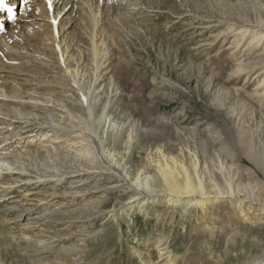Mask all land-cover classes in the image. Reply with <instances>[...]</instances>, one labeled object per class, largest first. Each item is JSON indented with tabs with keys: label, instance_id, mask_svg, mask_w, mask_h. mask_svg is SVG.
I'll list each match as a JSON object with an SVG mask.
<instances>
[{
	"label": "rangeland",
	"instance_id": "rangeland-1",
	"mask_svg": "<svg viewBox=\"0 0 264 264\" xmlns=\"http://www.w3.org/2000/svg\"><path fill=\"white\" fill-rule=\"evenodd\" d=\"M18 1L21 7L15 30L22 33L17 36L18 42L23 44L26 32H36L46 40L38 44L37 53L59 56L60 43L54 42L52 36L55 34L52 10L41 3L43 0ZM117 1H122L125 8L117 16L110 12L109 23L104 24L106 32L100 33V22L85 10L88 25L78 23L76 27H68L64 34L69 33L75 39L73 49L83 48L88 39L98 56L99 50L94 47L100 46L96 41L99 33L104 49L110 50L113 89L108 93H116L120 113L116 120L112 117L105 123L113 126L108 132H119L122 128L121 145L114 153L96 145L103 132L105 109L103 106L95 109L92 105L96 100L89 105L83 97L81 107L85 108L86 118L92 121L86 124L91 128L100 124L98 128H101L95 131L94 147L90 150L84 145L61 147L58 138L25 131L19 126L7 131L0 129V139L3 135L7 137V141L3 140L7 146L0 152V158L9 154L10 158H16V165L9 163L10 158L0 163L10 164L12 169L24 170L23 165H28L40 174H50L89 166L97 171L95 176L79 181L81 200L73 209L78 206L85 209L72 212L89 220L75 221L68 230L70 239L39 252L42 257L39 260L31 256V251L26 253L21 249L18 240L1 237L5 264H153L158 259L160 244L169 238L180 250L179 264H242L256 258L264 250V218L241 221L229 216L226 208L222 209L213 219L220 225L213 237L198 230L194 213L189 210L185 211L189 216L186 219L181 218L179 211L170 209L164 214L161 209L156 213L151 211L148 216L133 210L111 219V206L128 201L131 192L113 196L108 203L104 188L115 178L108 179L101 159L123 166L131 172L133 180L153 179V159L160 154L155 149L163 147L161 141L150 142L152 147L149 146L143 141L142 133L165 129L169 126L165 122L171 120L183 132L180 152L194 154L204 178L215 183L220 180L223 188L234 185L240 195L264 201V0ZM8 33L5 31L3 35ZM11 45L5 47L17 50V47L10 48ZM3 59L2 53L0 62ZM17 63V66L35 64L24 58H19ZM91 71L86 69L92 78ZM55 72L45 69L29 76L5 71L0 72V79L7 75V81L16 85L13 87L20 89L16 84L20 82L27 90L37 81L38 87L41 83H50L54 96L58 97L67 92L71 79L63 72ZM12 76L20 80L14 81ZM88 79L80 80L83 87L89 85ZM18 92L11 90L9 94L17 97ZM76 92L79 93L77 89ZM109 100L110 95L106 106ZM23 109L16 114L25 115L30 111L29 106ZM86 129L88 126L82 130ZM85 136L83 143L87 140L86 146H90V137ZM123 142L129 144L128 148H123ZM22 160L23 165H18ZM6 197L9 199L10 195ZM54 207L41 208L33 214L43 215L45 211L52 214L50 210ZM134 249L138 252L130 254ZM257 261V264L263 263Z\"/></svg>",
	"mask_w": 264,
	"mask_h": 264
},
{
	"label": "bare ground",
	"instance_id": "bare-ground-1",
	"mask_svg": "<svg viewBox=\"0 0 264 264\" xmlns=\"http://www.w3.org/2000/svg\"><path fill=\"white\" fill-rule=\"evenodd\" d=\"M12 1L16 5L19 4L18 0ZM43 1L41 3H45L52 10V25L55 29V34L52 33V36L54 42L60 43L61 54L59 56H49L44 53H37L38 44L46 40L36 32L34 34H31V31L26 32L23 36V44L19 43L17 36L22 35V33L18 34L19 31L15 30V27H18V17L15 24L7 26L6 32H9L10 35L0 36V55L3 53L5 56L3 62H0V72L13 73L14 71L13 75H21L43 72L45 69L51 72L56 71L55 73L60 71L71 79L67 83L70 86L66 89L65 94L55 97L50 83H43L44 85L41 83V86L38 87L37 81L34 85L32 84L33 87L29 88L30 90H27L28 88L25 87L26 89H24L22 83L17 82L16 84L20 88L17 89L15 84H11L12 81H7L9 76L1 77L0 129L4 128L7 131L10 127L19 126L20 129H25V131H33L37 134L51 135L53 138H58L61 147L84 145L87 150H90L94 147L95 131L103 128L102 134L98 136V143H95L100 147L102 146L106 152L111 151L114 153L120 147V141L124 135H122V128L119 132L115 131L113 133L108 132L113 128L111 123L106 126L112 117L116 120L117 113H120V111H117L120 101L116 93H108L109 91L112 92L113 89L110 84V76L113 74L110 67V50H108V47L104 49L102 45L104 41L102 42V39H99V33L96 34V41L100 46L94 47L99 50L98 56L93 51L94 44H91L92 47H90L88 39L83 48L73 49L75 39H71L69 33L64 34V32L68 27H76L78 23L88 25V15L85 10L91 12L100 22V33L106 32L104 24L109 23L110 12L112 11L117 16L125 6L122 5V1L117 0ZM83 14L84 17L82 18ZM90 36L92 37V35ZM9 44H13L10 48L17 47V50H8L5 46ZM22 48L25 49V52L20 51ZM19 58H24L35 64L21 63L17 66ZM87 68L92 70L90 73L94 75L92 78L86 74ZM86 77L89 78L87 80L89 85L83 87L80 80ZM11 78L14 81L20 80L13 76ZM13 85H15V88ZM76 89L80 94L76 92ZM11 90H19L17 97L9 94ZM22 92L23 96H20ZM109 95V104L106 106ZM82 97L87 98L89 105L96 100L92 105L95 109L98 106H103L101 108L105 109L104 123L108 121L105 124L103 123L104 127L99 129L100 124H97V128H91L92 126L89 127L86 124V121L91 120L86 118L85 108L81 107L84 104L82 103ZM26 106L30 107V111H25L27 114H16L21 110H25L23 108ZM100 114L102 116L103 113L100 112ZM14 117H17V120ZM165 123L169 125L165 129L142 133L143 141L148 142L149 146L152 147L151 143L155 141H161L160 144L163 147V149H155L160 154L155 155V159H153V169H155L153 179L143 182L138 178L133 180L130 176L131 172L128 173L123 166L110 161L111 164L104 158L101 159V167L108 173V179L111 181L110 178H115L112 179L110 185L104 188L108 203L113 196L119 195L121 197L125 192H131L128 201H121L115 206H111L112 210L109 213L111 219H114L116 214L122 215L125 213L127 215L128 212L133 210H138L141 215L148 216L151 211L156 213V211L160 212V209L163 210V214L168 209L179 211L181 218L186 219L189 216L186 215L185 211L189 210L188 212L194 213L195 217L193 219L198 230L206 231L209 237H213L216 234L215 228L220 226L213 219L220 215L219 211L222 209L226 208L225 210H227L229 216L232 215L241 221L251 222L252 220L264 218L263 200L247 194L240 195V192L235 190L237 188H234V185L230 186L228 184L229 188H223L225 186L220 185V180L215 183L213 179L211 181L204 178L201 174L202 169L199 168L200 166L198 167V161L194 154L180 152L183 132L179 131L171 120ZM86 126H88V129L82 130ZM85 135L90 137V146H86L88 144L87 140L83 143ZM3 140L7 141L5 135L0 139V152L7 146V142L4 143ZM125 142H123V148L125 146L128 148L129 144L126 145ZM9 158L10 156L7 154L4 159L0 158V162L3 160L8 162L7 159ZM10 159L9 163L16 165V158ZM23 160L18 165H23ZM9 166L11 165L6 162L4 164L0 163V240L1 237H4L5 240L16 239L19 241L18 246L26 253L31 251L32 257L37 260L42 259L39 256L42 251L50 250L53 245L70 239L72 235L68 230L75 221L89 220L82 215L75 216L72 212L85 209L81 206L73 209L74 205L79 204L81 200L79 181L83 182L84 179L95 176L97 171L93 167L87 166L86 168L85 166L75 170L64 169L62 172L55 171L50 174H40L28 165H23L22 169L24 170H15ZM88 192L93 191L88 189ZM7 195H10L9 199L6 197ZM35 196L37 198L34 199ZM53 205L56 207L50 210L53 212L52 214L49 211L43 212V215L33 214L41 208L47 209ZM226 236L227 232L224 233L223 237L226 239ZM85 238L86 236L81 240L84 241ZM165 238H169V236ZM164 242L166 243L160 244L158 259L153 264H179L180 250L173 245V239L169 238ZM224 243H226L225 240ZM2 245L3 243L0 244V247ZM136 251L138 252L137 249H134L130 254L133 255ZM4 253L6 252L0 249V264H5ZM63 253L67 254L65 251ZM149 260H152V258L149 257ZM257 260L263 261L262 264H264V250L261 255L242 264H257Z\"/></svg>",
	"mask_w": 264,
	"mask_h": 264
},
{
	"label": "snow or ice",
	"instance_id": "snow-or-ice-1",
	"mask_svg": "<svg viewBox=\"0 0 264 264\" xmlns=\"http://www.w3.org/2000/svg\"><path fill=\"white\" fill-rule=\"evenodd\" d=\"M0 7L7 9L9 13L12 11V9L7 6L5 0H0Z\"/></svg>",
	"mask_w": 264,
	"mask_h": 264
}]
</instances>
